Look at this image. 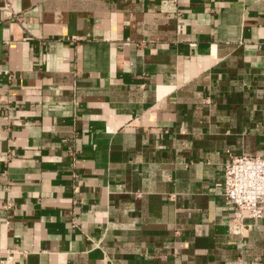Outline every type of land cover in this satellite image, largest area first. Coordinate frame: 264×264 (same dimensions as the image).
Listing matches in <instances>:
<instances>
[{
    "label": "crops",
    "instance_id": "crops-1",
    "mask_svg": "<svg viewBox=\"0 0 264 264\" xmlns=\"http://www.w3.org/2000/svg\"><path fill=\"white\" fill-rule=\"evenodd\" d=\"M264 155V0H0V264H264L230 154Z\"/></svg>",
    "mask_w": 264,
    "mask_h": 264
},
{
    "label": "built area",
    "instance_id": "built-area-1",
    "mask_svg": "<svg viewBox=\"0 0 264 264\" xmlns=\"http://www.w3.org/2000/svg\"><path fill=\"white\" fill-rule=\"evenodd\" d=\"M178 3L180 0H170ZM223 196L235 208L229 230L241 234L247 224L245 218L264 216V155L230 154L224 168ZM18 251H10L2 264H14Z\"/></svg>",
    "mask_w": 264,
    "mask_h": 264
}]
</instances>
